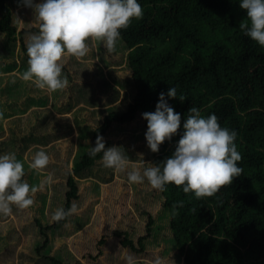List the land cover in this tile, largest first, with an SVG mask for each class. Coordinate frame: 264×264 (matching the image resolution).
Returning <instances> with one entry per match:
<instances>
[{"label":"trees","instance_id":"1","mask_svg":"<svg viewBox=\"0 0 264 264\" xmlns=\"http://www.w3.org/2000/svg\"><path fill=\"white\" fill-rule=\"evenodd\" d=\"M138 3L143 17L121 30L114 52H108L102 42L89 41L90 52L77 60L75 74L62 63L63 75L77 80V89L70 88V94L77 96L60 110L77 106L78 131V150L68 172L63 208H70L79 197L78 179L96 177L109 183L119 173L103 166L102 153L89 156L97 135L103 136L106 148H122L130 169L136 163L151 167L175 151L188 110L196 107L202 116L216 114L222 127L237 133L242 174L213 197L201 199L174 184L166 185L164 191L155 190L145 179L146 233L138 237L139 249L127 230L121 242L124 247L145 251L144 241L159 232L148 206L159 204L160 210L168 213L169 230L159 241L167 240L174 247L177 264L181 260L182 264H264V47L240 29V23L247 19L240 0ZM22 4H16L15 12L8 0H0V72L6 75L26 71V34L39 30V23L28 27L25 10L33 8H23ZM171 87L177 89L178 97L165 98L181 114V127L154 153L147 145L148 122L143 113L154 112L160 93L166 94ZM87 107L92 110L86 112ZM61 129L58 137H71L67 140L73 143L71 122ZM29 143L25 134L22 139H2L0 155L14 152L22 156ZM181 201L182 206L177 203ZM139 207L136 205L138 211ZM68 220L44 225L36 219L33 247L27 255L19 252L18 264H66L56 256L42 254V250L50 242L48 231L61 229Z\"/></svg>","mask_w":264,"mask_h":264},{"label":"clouds","instance_id":"2","mask_svg":"<svg viewBox=\"0 0 264 264\" xmlns=\"http://www.w3.org/2000/svg\"><path fill=\"white\" fill-rule=\"evenodd\" d=\"M22 2L34 9L39 30L30 34L25 42L28 67L20 78L49 93L68 87L69 81L63 75L61 63L66 54L81 60L90 52L89 41L102 42L108 52H114L121 30L127 29L133 19L143 17V8L138 0ZM240 8L246 10L247 18L240 23V29L264 47V0H240ZM165 96L177 98V89L171 87L166 94L160 93L156 110L143 113L148 122L147 145L154 153H158L160 145L171 140L181 127V114L169 105ZM188 113L175 151L159 164L143 170L133 164L129 170V158L122 148H106L101 135H97L95 146L88 154L95 158L102 153L103 166L126 173L130 184H142L146 179L155 190L164 191L166 185L174 184L182 187L186 194L194 193L197 199L213 197L243 172L238 163L242 155L235 144L237 133L222 127L216 114L202 116L196 107H191ZM2 116L3 113H0V118ZM49 163V155L41 150L28 166L40 173ZM25 175V164L14 152L0 155V216L12 215L13 207L28 209L34 204L37 191L53 182V176L49 174L38 186L30 185L24 179ZM177 203L183 205L182 201ZM176 207L177 204H174L173 208ZM77 212L75 203L68 209L57 208L52 220L60 222ZM125 259L127 264H136L131 254ZM152 264H165V261L157 255Z\"/></svg>","mask_w":264,"mask_h":264},{"label":"rangeland","instance_id":"3","mask_svg":"<svg viewBox=\"0 0 264 264\" xmlns=\"http://www.w3.org/2000/svg\"><path fill=\"white\" fill-rule=\"evenodd\" d=\"M19 1L22 0H8L15 12L18 10L16 4ZM26 12L30 22L28 27L38 26L34 9ZM1 37L0 34V40ZM7 83L6 78L0 75V86L6 88ZM63 142L65 143L61 146L49 148L50 151L58 148L60 158L51 159L49 167L33 175L41 182L43 177L40 175L46 178L51 173L54 182L51 184L55 186L50 188L51 185H45L41 193L35 194L34 204L28 209L16 208L12 215L0 216V264H18L21 258L19 252L23 251L27 255L33 247L31 238L37 232L34 221L38 219L44 225L52 224L55 210L63 208L65 192L68 189V172L72 170L74 155L78 150L75 140L73 143L71 140ZM53 153L57 158L58 152ZM147 164L151 162H146L145 165ZM134 165L140 166L141 170L145 167L143 163ZM114 176V180L109 183L100 182L96 177L78 179L79 197L73 200L78 206V212L70 216L61 229L48 231L50 242L42 250V254L56 256L66 264H127L125 257L129 254L134 256L136 264H152L157 255L165 264H177V258L173 254L174 247L167 240L159 241L169 234L168 213L161 211L159 204L148 206L155 217L154 227L159 232L153 233L144 241L145 251H135L123 246L121 239L126 230L131 232L138 249V237L146 233L149 216L143 211L145 199L142 189L147 188H142L143 183L130 184L126 173L119 172ZM138 204L139 211L136 209ZM14 248L15 252L12 253ZM25 255L22 256L23 259ZM179 264H182V260Z\"/></svg>","mask_w":264,"mask_h":264},{"label":"crops","instance_id":"4","mask_svg":"<svg viewBox=\"0 0 264 264\" xmlns=\"http://www.w3.org/2000/svg\"><path fill=\"white\" fill-rule=\"evenodd\" d=\"M21 7L28 8L24 6V4H22ZM28 11L31 10L28 9ZM29 35L27 33L26 38H28ZM63 62H66L67 69L72 70L74 74L75 71L77 72V59L75 57L66 54L61 63ZM0 75L5 77L7 81H10L5 86L6 93L7 87H9L8 94L4 93V88L0 86V113H3L2 118H0V132H2L0 140H11L15 138V136L22 139L24 134L30 139V145L25 154L17 156V158L25 164L26 175L24 179L30 185L38 186L41 182L37 181L33 176L34 174L36 175L37 172L31 170L28 166L34 155L38 151L43 150L49 155L50 160L59 159V149L53 150L58 152L56 158L55 153L50 151L49 148L54 145L61 146L65 143L63 142L64 140L71 138L58 137L59 131L63 130L61 128L67 127L70 122L75 129L73 137L75 143H77V106L70 111L66 109L60 110V108L67 105V101H71L74 99L73 97L77 96V94H70V88L77 89V80H71V76L68 74V87L62 91L49 93L46 90L36 88L31 82L23 81L20 78L21 74L17 72L9 75ZM91 110V107H87L86 112ZM66 118H68L70 122H68ZM56 137L59 139H56ZM40 176L43 177V180L46 179L43 175ZM52 183L54 184V182ZM53 184H51L50 188L54 187ZM45 192H47V190H45ZM49 192L50 191L47 193ZM37 193H41V190ZM48 200L49 198L47 201Z\"/></svg>","mask_w":264,"mask_h":264}]
</instances>
